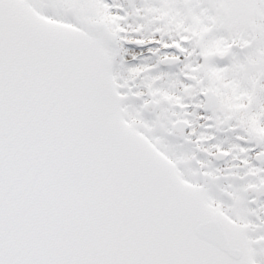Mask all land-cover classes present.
<instances>
[{
    "label": "snow or ice",
    "instance_id": "snow-or-ice-1",
    "mask_svg": "<svg viewBox=\"0 0 264 264\" xmlns=\"http://www.w3.org/2000/svg\"><path fill=\"white\" fill-rule=\"evenodd\" d=\"M0 264H264V0H0Z\"/></svg>",
    "mask_w": 264,
    "mask_h": 264
}]
</instances>
